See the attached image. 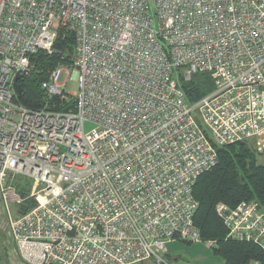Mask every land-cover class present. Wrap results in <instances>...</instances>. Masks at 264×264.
<instances>
[{
    "label": "built area",
    "instance_id": "obj_1",
    "mask_svg": "<svg viewBox=\"0 0 264 264\" xmlns=\"http://www.w3.org/2000/svg\"><path fill=\"white\" fill-rule=\"evenodd\" d=\"M60 28L76 37L78 90L64 66L40 87L74 109L24 106L15 76ZM179 67L211 73L213 91L190 104ZM249 139L264 152V0H0V226L24 263L170 264V242L203 241L193 189L216 146ZM18 175L40 186L25 214ZM216 211L264 253V205Z\"/></svg>",
    "mask_w": 264,
    "mask_h": 264
},
{
    "label": "trees",
    "instance_id": "obj_2",
    "mask_svg": "<svg viewBox=\"0 0 264 264\" xmlns=\"http://www.w3.org/2000/svg\"><path fill=\"white\" fill-rule=\"evenodd\" d=\"M76 54L75 34L66 29L58 30L52 52L39 50L31 55V70L19 83L22 87L17 101L33 109L51 111H71L74 101H66L59 95L49 96L41 87L40 81L48 72L58 66L73 70ZM175 79L184 92L187 101L195 104L214 89L211 73L203 72L185 80L184 69L176 68ZM244 140L228 145L216 146L218 162L212 169L202 173L193 189L198 208L194 222L200 229L203 241H214L215 253L223 258L224 264H251L254 260L264 261L261 248L252 242L234 240L227 237V230L216 207L219 203L236 205L242 200H256L264 205V161L252 142ZM253 146V147H252ZM14 185L23 201L17 206L19 214L31 210L36 200L29 196L32 181L18 175Z\"/></svg>",
    "mask_w": 264,
    "mask_h": 264
},
{
    "label": "rangeland",
    "instance_id": "obj_3",
    "mask_svg": "<svg viewBox=\"0 0 264 264\" xmlns=\"http://www.w3.org/2000/svg\"><path fill=\"white\" fill-rule=\"evenodd\" d=\"M66 69L70 71V75L63 73L60 80L62 82L66 81L65 84L66 91L76 92L78 90V83L76 81V76H77L76 71L71 70L70 68H66ZM96 128L97 127L91 122L85 123V131L87 134L92 133L93 130H95ZM249 141L252 142L251 144H253L254 146L252 147L255 148L256 147L255 139H249ZM260 154H262L259 155L260 161H264V152ZM14 187L15 190L17 191L15 185ZM39 187H40L39 185H34L32 183L29 196H31L32 191H34L35 189H39ZM18 196H19V203H18L19 205L21 204L23 199L19 193ZM36 205H37V201L34 206ZM1 218L2 215L0 213V222H1ZM4 225L5 224H2L3 227L0 226V263L2 264H13L14 262H16V264L24 263L16 250L14 241L9 234L8 227ZM163 256L170 264H224L223 258L217 253H215L213 247L209 246V244L206 241H183V240L172 241L168 244L167 250L163 254ZM141 264H156V263L153 261H147Z\"/></svg>",
    "mask_w": 264,
    "mask_h": 264
},
{
    "label": "water",
    "instance_id": "obj_4",
    "mask_svg": "<svg viewBox=\"0 0 264 264\" xmlns=\"http://www.w3.org/2000/svg\"><path fill=\"white\" fill-rule=\"evenodd\" d=\"M25 75V72L24 71H19L17 72L16 76H15V79H14V89H15V92L17 95H20L21 93V85L19 83L20 79Z\"/></svg>",
    "mask_w": 264,
    "mask_h": 264
},
{
    "label": "crops",
    "instance_id": "obj_5",
    "mask_svg": "<svg viewBox=\"0 0 264 264\" xmlns=\"http://www.w3.org/2000/svg\"><path fill=\"white\" fill-rule=\"evenodd\" d=\"M0 264H2V263H0ZM13 264H16V262H14ZM18 264H26V263H18Z\"/></svg>",
    "mask_w": 264,
    "mask_h": 264
}]
</instances>
